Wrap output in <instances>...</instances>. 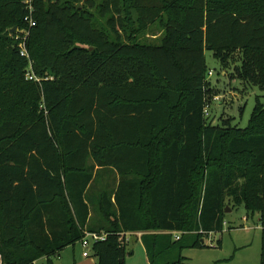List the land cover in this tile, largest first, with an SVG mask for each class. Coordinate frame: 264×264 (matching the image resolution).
I'll list each match as a JSON object with an SVG mask.
<instances>
[{
    "label": "trees",
    "instance_id": "trees-1",
    "mask_svg": "<svg viewBox=\"0 0 264 264\" xmlns=\"http://www.w3.org/2000/svg\"><path fill=\"white\" fill-rule=\"evenodd\" d=\"M32 3L39 81L25 0H0V264H56L86 232L106 234L97 264H126L130 232L147 264H191L237 206L259 214L264 264V102L244 128L204 114L206 51L264 91V0Z\"/></svg>",
    "mask_w": 264,
    "mask_h": 264
},
{
    "label": "rangeland",
    "instance_id": "rangeland-1",
    "mask_svg": "<svg viewBox=\"0 0 264 264\" xmlns=\"http://www.w3.org/2000/svg\"><path fill=\"white\" fill-rule=\"evenodd\" d=\"M163 29L159 24L153 26L146 39L157 41ZM205 55L207 67L213 73L208 75V79L214 89L213 96L215 95L208 97L210 112L208 117L213 124H222L223 120H228L232 126L246 127L257 99L264 102V91L238 77L232 78V69L225 71L221 62L213 56L211 51H206ZM230 209L231 211L227 212L226 225L222 232L205 236L203 238L204 247H186L183 250L182 254L189 259L191 264H214L217 261H226V264H261L262 227L259 214L249 216L243 206ZM191 241L192 238H189V242ZM82 250V247L77 245L74 250L69 249L62 252L60 257L55 258V261L58 264H70L71 257L75 255L80 258ZM127 259L128 264L148 263L144 247L134 239L128 246Z\"/></svg>",
    "mask_w": 264,
    "mask_h": 264
},
{
    "label": "built area",
    "instance_id": "built-area-1",
    "mask_svg": "<svg viewBox=\"0 0 264 264\" xmlns=\"http://www.w3.org/2000/svg\"><path fill=\"white\" fill-rule=\"evenodd\" d=\"M33 0H25V4L27 5L28 9V14L25 17V21L28 23V28L24 30H15L17 32L16 38L19 40V48H20V54L26 58H28L29 63H30V70L27 73V78L30 80H36L39 81V78H37L33 72L31 71L32 69V61L30 59V55L27 49V39L30 35V30L32 27H34L37 22L33 17V12H34V6H33ZM212 71H209V75H212ZM204 114L205 116H209V105L207 104L204 108ZM173 235L176 239L180 238V232H173ZM106 239V234L105 233H96V232H86L85 237L81 241V245L84 249L83 251V256L84 257H89L92 255V245L96 241H103Z\"/></svg>",
    "mask_w": 264,
    "mask_h": 264
},
{
    "label": "crops",
    "instance_id": "crops-1",
    "mask_svg": "<svg viewBox=\"0 0 264 264\" xmlns=\"http://www.w3.org/2000/svg\"><path fill=\"white\" fill-rule=\"evenodd\" d=\"M102 180H103L104 184H107V183L111 182V180H109L108 178H103ZM118 181H119V178L117 179V182ZM142 234H143V232L125 233L124 236H125V242L127 244V247L131 243V240L134 239L135 241H137L138 243H140L144 247V250H145V253H146L145 246H144V244L142 242V239H141ZM128 236H130L131 238H129ZM77 245H80L82 247L81 243H78L75 246H70V247L66 248L64 251H67L69 249H73L74 250ZM82 249H83V247H82ZM64 251H63V253H64ZM83 251H84V249L82 250V254H81L80 258H77L75 255H73V257H71L70 264H97V259L94 256L90 255L89 257H84L83 256ZM130 253L134 254V252H130ZM60 256H61V254H60ZM60 256H58V257H60ZM147 260H148V256H147V253H146V262H147ZM40 262H42L41 264H46L47 259L45 257L41 258L40 260H38L36 262V264H39ZM55 263H56V261H55ZM56 264H58V263H56ZM126 264H128V259L127 258H126Z\"/></svg>",
    "mask_w": 264,
    "mask_h": 264
},
{
    "label": "water",
    "instance_id": "water-1",
    "mask_svg": "<svg viewBox=\"0 0 264 264\" xmlns=\"http://www.w3.org/2000/svg\"><path fill=\"white\" fill-rule=\"evenodd\" d=\"M14 30L15 29H13L12 32H14ZM229 211H231V209L229 207H227L226 212H229Z\"/></svg>",
    "mask_w": 264,
    "mask_h": 264
}]
</instances>
